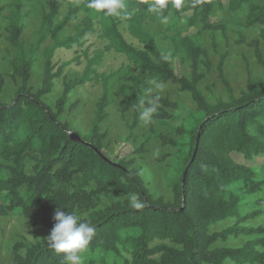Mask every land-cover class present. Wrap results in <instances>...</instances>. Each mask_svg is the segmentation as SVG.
Returning <instances> with one entry per match:
<instances>
[{
  "label": "trees",
  "instance_id": "obj_1",
  "mask_svg": "<svg viewBox=\"0 0 264 264\" xmlns=\"http://www.w3.org/2000/svg\"><path fill=\"white\" fill-rule=\"evenodd\" d=\"M31 1L12 0L4 35L0 26V39L14 50L9 60L10 75L20 79L11 100L0 102V217L18 212L32 227L51 232L57 209L75 213L94 228L87 250L80 254L82 264H264V226L245 224L264 212V199L249 200L262 191L264 179L256 168L231 157L235 153L244 160L262 157L264 161V82L257 86L248 78L245 89L235 95L224 76L226 54H222L216 71L225 98L210 103L198 87L203 78L199 65L206 70L211 67L201 34L219 30L226 37L223 26L209 21L214 10L223 5L231 12L245 6L244 25L259 27L256 38L246 45L264 71V0H182L180 7L168 0L159 12L149 9L153 0H124L126 11L121 16H105L89 7L90 0H78L76 5L68 6L59 22L55 19L68 0H45L34 43L26 49L21 36L28 16L24 9ZM2 12L0 6V18ZM80 12L84 17L74 25V34L60 37L64 26L75 21ZM183 13H190L189 25H200L196 33H178L176 27ZM166 17L167 30L178 37L177 42L172 38L173 45L189 61L188 77L175 74L146 25ZM120 20L139 48L124 39ZM95 32L106 44L86 57L79 77H63L61 96L52 110L43 98L51 92L53 80L66 65L54 67V52L81 45L85 35ZM48 40L50 43L43 46ZM238 42L243 43V38ZM39 50L43 57L42 79L39 87L33 88L29 81ZM109 51L123 55L127 61L126 73L131 82L123 90L131 109V120L126 123L127 142L137 127L141 104L146 108L152 106L151 102L158 105L151 121L165 123L176 118L178 104L157 95L152 85L169 82L187 93L194 103V110L179 125L169 127L168 134L155 131L149 123L150 135L174 149L168 155L172 160L168 200L149 193L140 169L134 166V158L111 161L102 154L106 137L102 123L108 117L110 82L116 73L98 74L96 67ZM90 81L99 82L101 91L94 103L90 128L81 134L71 130L59 116L69 93ZM2 84L0 74V89ZM144 94L149 97L148 102L144 101ZM72 133L81 140L72 139ZM147 139L133 154L146 152ZM110 196L108 203H101V198ZM227 218H233L234 223L210 231L212 225ZM240 236L249 238L241 246L218 245ZM119 247L128 252V258ZM12 264L67 262L48 242H33L13 248Z\"/></svg>",
  "mask_w": 264,
  "mask_h": 264
},
{
  "label": "rangeland",
  "instance_id": "obj_2",
  "mask_svg": "<svg viewBox=\"0 0 264 264\" xmlns=\"http://www.w3.org/2000/svg\"><path fill=\"white\" fill-rule=\"evenodd\" d=\"M45 0H32L26 4L25 11L28 13L25 22V29L22 33L21 40L26 49L32 47L34 43V33L40 26L42 3ZM78 0H68L62 4L59 15L55 22H59L65 16L68 6H74ZM12 0H0V6L3 7V12L0 18L1 34L4 35L6 19L9 16ZM224 4V2H223ZM246 15V7L243 6L236 12L229 11L225 5L222 8H216L209 21L213 24H219L224 27L226 37H223L219 30L211 32H203L201 34L203 48L206 51L211 67L206 70L202 65H199V72L203 74L198 87L206 101L212 103L218 98H225L224 87L219 80L216 65L219 56L226 54L224 61V76L228 81L235 95H238L241 90L245 89L247 79L253 80L255 85L260 86L264 82V71L257 64L253 56L252 49L246 45L247 42L256 38L258 34V26L246 27L244 25ZM190 13H183L177 25V31L181 36L192 35L200 29L199 24L189 25L187 18ZM84 17V13L77 14L75 21L68 22L60 33V37H71L74 34V25L78 24ZM168 17L158 22H147L146 25L151 33L155 35L158 49L162 55L171 62L172 68L178 76L188 77L190 73L189 61L185 53L173 45L172 38L177 42L178 37L172 31L167 30ZM98 29L97 26H95ZM119 30L124 39L139 48L140 45L132 38L126 24L120 20ZM243 38L244 42H238ZM46 41L44 45L49 44ZM105 40L102 39L99 33L87 34L83 38L81 45H73L71 48H59L52 57V64L55 68L66 64L59 77L53 80L51 92L43 98L52 110H55L56 100L61 96L62 80L79 77L86 65V57H91L97 50L104 47ZM214 44V45H213ZM261 48L264 44L261 43ZM14 50L3 39H0V74L3 78V84L0 89V102H9L20 86V79L13 78L9 66V60ZM42 64L43 57L41 50L37 53L31 70L29 84L33 88H38L42 79ZM127 61L125 57L114 51H109L104 54V58L99 66L96 67L98 74L116 73L111 79L110 99L111 104L108 108V117L102 123V132H106V137L103 140L102 154L111 161H117L120 158H134V166L140 169V176L147 187L149 193L153 197H163L165 200L170 199L171 191L168 186L170 179V170L172 166L171 157L169 154L174 153V149L163 146L157 139L153 138L149 132V123L145 124L138 119L137 127L131 138V141H126L127 126L126 123L131 120V109L127 104V99L123 94L126 87L131 86L130 79L126 73ZM161 85L162 87H157ZM152 90L159 96H166L171 101L178 104V110L174 112L176 118L168 120L165 123H156L151 121V125L155 131L162 134L169 133V127L177 126L185 115L194 110V103L189 95L178 90L176 85L169 82L152 85ZM100 83L90 81L77 87L68 95V101L64 111L59 116L60 121L68 124L71 130L85 134L88 132L93 115L94 103L100 95ZM144 101L148 102L149 97L144 94ZM146 108L141 104L140 113ZM148 137L145 148L146 152L141 155L133 154V150ZM231 157L234 161L246 164L256 168L260 172V178L264 179L263 158L254 157L252 160H244L239 154L232 153ZM30 164L27 163V171ZM237 192V188H232ZM110 197L101 198V203H108ZM264 199V188L259 193H256L249 200ZM253 210V209H252ZM234 223L233 218H227L210 227V231H218ZM246 225H262L264 226V212L255 219L248 220ZM50 231L45 228L32 227L28 221L18 212H13L5 217H0V264H12L13 248L22 244L23 247L33 243H47V236ZM247 239L244 236L230 238L224 244L229 247L241 246ZM157 243V242H155ZM120 251L126 258L129 257L128 252L121 247ZM24 250H20L23 254ZM224 264H233L226 261Z\"/></svg>",
  "mask_w": 264,
  "mask_h": 264
},
{
  "label": "clouds",
  "instance_id": "obj_3",
  "mask_svg": "<svg viewBox=\"0 0 264 264\" xmlns=\"http://www.w3.org/2000/svg\"><path fill=\"white\" fill-rule=\"evenodd\" d=\"M167 2L168 0H153L148 7L154 12H159ZM181 3L182 0H174L176 7H180ZM89 7L97 13L103 12L105 16H121L126 11L124 0H90ZM151 104L152 106L144 108L139 116L145 124L151 122L152 114L157 110L156 102ZM135 206L140 207L139 204ZM54 221L55 224L46 238L49 247L57 254H63V260L67 264H82L80 254L87 250L94 235V228L89 223L82 222L75 213H66L59 209L54 213Z\"/></svg>",
  "mask_w": 264,
  "mask_h": 264
},
{
  "label": "water",
  "instance_id": "obj_4",
  "mask_svg": "<svg viewBox=\"0 0 264 264\" xmlns=\"http://www.w3.org/2000/svg\"><path fill=\"white\" fill-rule=\"evenodd\" d=\"M71 137H72V139L77 140V141L81 140L80 137L77 134H75V133H72Z\"/></svg>",
  "mask_w": 264,
  "mask_h": 264
}]
</instances>
